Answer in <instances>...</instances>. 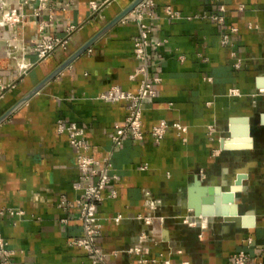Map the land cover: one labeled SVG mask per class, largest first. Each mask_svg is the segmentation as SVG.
<instances>
[{
    "label": "crops",
    "instance_id": "1",
    "mask_svg": "<svg viewBox=\"0 0 264 264\" xmlns=\"http://www.w3.org/2000/svg\"><path fill=\"white\" fill-rule=\"evenodd\" d=\"M92 1L100 13L91 11ZM135 1L50 0L40 16L43 32L30 16L7 39L0 33V118ZM151 1L153 6L144 9L148 65L151 78L160 82L145 102L142 142L128 136L114 149L112 136L125 123L127 106L99 99L113 86L133 93L140 87L142 76L132 78L143 66L134 54L139 34L134 11L0 125V209L26 213L16 225L14 218L0 217V233L16 252L15 262L92 264L85 250L69 246L83 234L78 210L59 208L62 196L74 201L80 194L73 189L79 181L76 154L68 136L57 132L59 120L83 128L89 155L99 162L109 158L111 174L119 178L105 191L107 196L116 190L117 197L97 209L102 220L97 244L106 255L102 264L142 259L233 264L239 251L248 253L250 264L264 262V87L258 86L264 78V0ZM7 2L16 6L19 0ZM221 4L227 9L223 26L209 18L220 14ZM167 7L184 18L168 19ZM70 26L76 29L66 50L39 60L38 40L65 38ZM232 27L239 31L224 47L222 36ZM242 118L248 119L251 135L232 139L231 121ZM163 120L188 131L179 135L170 128L157 145L151 130ZM224 141L233 149L241 143L252 147L228 150ZM210 186L240 188L229 208L238 205L243 216L253 218L251 224L239 227L225 218L196 215L191 202ZM153 200L162 201L156 216L166 217L165 223L155 224V236L139 240L145 228L137 218L150 213ZM186 214L197 224L179 218ZM132 247H140L141 255L125 253Z\"/></svg>",
    "mask_w": 264,
    "mask_h": 264
},
{
    "label": "built area",
    "instance_id": "2",
    "mask_svg": "<svg viewBox=\"0 0 264 264\" xmlns=\"http://www.w3.org/2000/svg\"><path fill=\"white\" fill-rule=\"evenodd\" d=\"M50 0H19L16 6H8L7 0H0V33L3 39H7L10 30L16 29L22 25L28 17L32 16L38 19L39 30L43 32L45 27L40 22L42 12L49 8ZM151 0H146L139 7L134 10L133 21L139 25V34L134 40V54L138 61L143 66L136 70L132 76L135 78L137 75L142 76L141 84L136 93L127 92L118 86L111 87L106 93L102 94L99 99L111 104L125 103L127 106L128 114L123 125L115 127V133L112 136L113 148H119L126 137H131L137 142L144 140L143 130V114L145 102L156 95L155 83H159V78H151L148 65V26L144 23V9L152 7ZM90 9L93 13H100L101 6L96 2L90 3ZM240 11L244 10V6H240ZM220 14H214L209 18L219 26H223L226 22L225 14L227 12L226 6L221 4L219 6ZM166 17L170 20H182L184 17L180 12L167 7L165 10ZM191 18H188L190 20ZM76 27L70 26L67 29L65 38L53 37L42 38L38 40L35 52L39 60H46L58 50H66L69 41L75 32ZM238 28L232 27L228 33L222 36L221 44L226 47L231 44V35L238 33ZM236 54L233 53V56ZM264 91V90H262ZM236 91H233L235 94ZM174 128L179 135L186 134L187 127L174 123L170 125L166 121H161L158 125L154 126L151 130L157 145H160L164 140L168 129ZM57 132L68 136L70 146L73 148L76 159L77 167L79 170V181L73 186L74 191L80 193L74 201L68 200L62 196L59 201V208L69 211L72 209L78 210V219L83 227V234L80 238L71 240L69 246L77 247L85 250L92 258V264L104 263L106 255L102 252L97 244V237L102 229V220L98 216L97 209L107 198L115 199L117 191L111 190L109 195L105 196V191L119 178L112 172V164L109 158L104 162H99L89 155L90 146L87 142L85 130L77 123H66L63 120L57 122ZM209 132L211 135L215 133V127L210 126ZM264 182V175H263ZM161 200H153L150 206V213L145 216H139L137 220L145 228L139 240H144L155 236L154 226L158 222L160 225L165 223L166 217L156 216V211L161 207ZM0 217H10L17 221H22L26 217L23 210L13 208L0 209ZM122 217L117 216L114 220L116 223L121 221ZM193 224V223H192ZM128 255L140 256L142 250L140 247H132L125 251ZM16 252L10 248L9 242L0 233V264H19L14 261ZM170 264L169 260L165 261H150L142 259L137 264ZM233 264H250V257L247 252L239 251L233 257ZM257 264H264L259 262Z\"/></svg>",
    "mask_w": 264,
    "mask_h": 264
},
{
    "label": "water",
    "instance_id": "3",
    "mask_svg": "<svg viewBox=\"0 0 264 264\" xmlns=\"http://www.w3.org/2000/svg\"><path fill=\"white\" fill-rule=\"evenodd\" d=\"M146 0H136L133 4H131L126 10H124L117 18H115L112 22H110L95 38H93L89 43H87L83 48H81L78 52H76L72 57H70L62 66H60L53 74H51L47 79H45L40 85H38L34 90H32L27 96H25L18 104H16L9 112H7L4 116L0 118V125L7 120L9 116H11L16 110H18L22 105L27 103L34 95H36L44 86H46L50 81H52L62 70L68 67L76 58H78L81 54H83L86 50H88L92 44L103 34H105L109 29H111L114 25L121 22L124 18H126L131 12H133L137 7H139ZM259 88L264 87V78H260ZM261 123L264 125V114L261 116ZM231 138H241L248 139L251 135L249 121L246 118L242 119H233L231 121L230 126ZM243 141V140H241ZM222 146L228 150H249L252 147L251 144H238L237 147L233 149L231 144L225 146V141L222 143ZM246 179V178H245ZM244 180V179H243ZM240 193V188L234 189L233 192H225L220 187H207L205 194L201 198L202 203V213L207 218H222L224 219V215L222 213V203L234 202L237 198V194ZM193 208L195 214H197V209ZM237 213L240 214V207L237 210ZM254 215L256 212H252ZM241 215V214H240Z\"/></svg>",
    "mask_w": 264,
    "mask_h": 264
},
{
    "label": "bare ground",
    "instance_id": "4",
    "mask_svg": "<svg viewBox=\"0 0 264 264\" xmlns=\"http://www.w3.org/2000/svg\"><path fill=\"white\" fill-rule=\"evenodd\" d=\"M213 187H217V186H213ZM234 189H237V188H234ZM223 190L225 192H233L234 191L230 188H224ZM205 191H206V188H204V187L201 188L199 190V195L194 197V201L192 200V202H191L192 207H195L197 209L196 215H203L201 198L205 194ZM234 202H229V203L223 202L222 203V213H223V215H224L223 217L226 219V221L228 223H235L239 227H241V226L243 227L245 225L251 224V222L253 221V218H250L248 216L246 217V216H243V215H240L237 213V210L239 208L238 205H233L232 208H229L230 204H234ZM179 218L188 224L189 223L197 224L196 218L193 220V218H191L188 214L183 215V216H179Z\"/></svg>",
    "mask_w": 264,
    "mask_h": 264
},
{
    "label": "rangeland",
    "instance_id": "5",
    "mask_svg": "<svg viewBox=\"0 0 264 264\" xmlns=\"http://www.w3.org/2000/svg\"><path fill=\"white\" fill-rule=\"evenodd\" d=\"M231 173H232V172H231ZM237 197H238V194H237ZM240 214L242 215L241 210H240ZM217 220H219V221H224L222 218H218Z\"/></svg>",
    "mask_w": 264,
    "mask_h": 264
}]
</instances>
